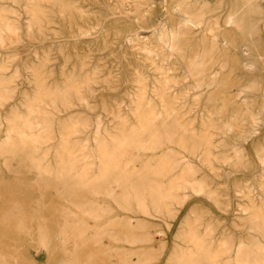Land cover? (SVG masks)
<instances>
[{
	"label": "rangeland",
	"instance_id": "1",
	"mask_svg": "<svg viewBox=\"0 0 264 264\" xmlns=\"http://www.w3.org/2000/svg\"><path fill=\"white\" fill-rule=\"evenodd\" d=\"M47 1L0 0V264H60L65 254L70 264H177L197 240L220 264L256 257L264 250V0ZM186 4L200 11L204 32L182 20ZM37 136L39 152L28 139ZM66 146L77 170L112 197H72L76 185L58 184ZM146 181L154 197L137 206L131 197L127 209ZM195 257L188 263H207Z\"/></svg>",
	"mask_w": 264,
	"mask_h": 264
},
{
	"label": "bare ground",
	"instance_id": "2",
	"mask_svg": "<svg viewBox=\"0 0 264 264\" xmlns=\"http://www.w3.org/2000/svg\"><path fill=\"white\" fill-rule=\"evenodd\" d=\"M49 1V0H48ZM47 1V2H48ZM30 2V1H29ZM95 3V2H94ZM184 3V2H183ZM182 3V4H183ZM31 4V3H30ZM164 4V3H163ZM185 4V3H184ZM79 5V4H78ZM187 5V8H186V10H183V11H185V13H183V14H185V15H183V21H184V23L188 26V28L190 29V30H192L193 32H195V33H201V32H204L207 28L205 27V21H204V19L201 17V15H200V11H198L197 10V8L196 7H190V4L188 5V4H186ZM30 6V5H29ZM110 6V5H109ZM169 6H170V4H169ZM193 6V5H192ZM194 6H196V5H194ZM199 6V5H198ZM180 7H181V2L180 3H176V4H174L173 5V7L172 8H174V10H179L180 9ZM124 8V7H123ZM200 8V7H199ZM181 10H182V8H181ZM180 10V11H181ZM201 10V9H200ZM258 10V9H257ZM180 11H179V13H180ZM256 12V11H255ZM33 13V12H32ZM177 13V12H176ZM10 14V13H9ZM41 14H43V13H41ZM82 14V13H81ZM181 14V13H180ZM38 15V14H37ZM182 15V14H181ZM34 16H36V15H34ZM44 16V15H43ZM82 16V15H81ZM86 16V15H85ZM83 17V16H82ZM93 17V16H92ZM35 18V17H34ZM45 18V17H44ZM85 18V17H84ZM102 18V17H101ZM181 18V17H180ZM87 19V18H86ZM124 19V18H123ZM36 20V19H35ZM80 20V19H79ZM230 20H232V19H230ZM255 21V20H254ZM4 23V22H3ZM115 23V22H114ZM9 24V23H8ZM207 25V24H206ZM257 26V25H256ZM245 27V26H244ZM119 28V27H118ZM188 28H186V29H188ZM258 28V27H257ZM70 31V30H69ZM245 33V32H244ZM252 33V32H251ZM256 33V32H255ZM64 35V34H63ZM252 35V34H251ZM215 38V37H214ZM1 40V39H0ZM77 40V39H76ZM80 40V39H79ZM218 40V39H217ZM220 40V39H219ZM223 40V39H222ZM217 44V43H216ZM166 45V44H165ZM173 48V47H172ZM179 48V47H178ZM204 48V47H203ZM72 49V48H71ZM170 49V48H169ZM205 49V48H204ZM180 50H181V48H180ZM179 50V51H180ZM197 50H198V48H197ZM196 50V51H197ZM201 50V49H200ZM248 49H245V48H242V52L243 53H245L246 51H247ZM195 51V52H196ZM175 52V51H174ZM178 52V51H177ZM177 52H175V53H177ZM200 52V51H199ZM180 53H181V51H180ZM180 53H179V55H180ZM196 53H198V52H196ZM205 53V50L203 51V54ZM92 54V53H91ZM198 55V54H197ZM195 56H196V54H195ZM245 56V55H244ZM194 57V56H193ZM192 59L193 58H191L190 60L192 61ZM197 59H198V57H197ZM85 61V60H84ZM244 63V62H243ZM248 63V62H247ZM193 64V63H192ZM191 64V65H192ZM244 65H246V63L244 64ZM249 65V64H248ZM153 66V65H152ZM193 66H194V64H193ZM251 66V65H250ZM189 67H191V66H189ZM196 67V66H195ZM85 68V67H84ZM187 69V68H186ZM193 69V68H192ZM35 70V69H34ZM186 71V70H185ZM188 71H189V68H188ZM191 71V70H190ZM189 71V73H191ZM203 72V71H202ZM41 73V72H40ZM197 73H199V71L197 72ZM188 74V73H187ZM200 74H201V72H200ZM192 77V76H191ZM204 77V76H203ZM163 78V77H162ZM192 78H194V77H192ZM200 78H202V77H200ZM75 80V79H74ZM197 80V79H196ZM91 81V80H90ZM72 82V81H71ZM195 82V81H194ZM204 83V82H203ZM88 84V83H87ZM111 84V83H110ZM145 84V83H144ZM195 84V83H194ZM214 84V83H213ZM212 84V85H213ZM72 85V84H71ZM77 85V84H76ZM89 85V84H88ZM196 85V84H195ZM211 85V84H210ZM221 85H223V84H221ZM86 86V85H85ZM198 86V85H197ZM201 86H203V84L201 83ZM209 86V85H208ZM214 86H216V84L214 85ZM219 86V85H218ZM218 86H216V87H218ZM81 87V86H80ZM199 87V86H198ZM204 87V86H203ZM114 88V87H113ZM117 88V87H116ZM122 88V87H121ZM200 88V87H199ZM117 90V89H116ZM71 91V90H70ZM215 91H217V90H215ZM245 91V90H244ZM58 93V92H57ZM113 93H114V91H113ZM5 95V94H4ZM40 97V96H39ZM143 97V96H142ZM102 98V97H101ZM166 98V97H165ZM49 100V99H48ZM140 102H141V100H140ZM138 104V103H137ZM246 104V103H245ZM134 105H135V103H134ZM165 107V106H164ZM28 109V108H27ZM149 109V108H148ZM145 110H147V108L145 109ZM143 112V111H142ZM150 112V111H149ZM153 111H152V109H151V113H152ZM148 113V112H147ZM42 115V114H41ZM43 116V115H42ZM112 116V115H111ZM179 117V116H178ZM151 118H152V116H151ZM122 119V118H121ZM144 119V118H143ZM145 119H146V117H145ZM139 120V119H138ZM142 120V119H141ZM158 121V120H157ZM146 122V121H145ZM77 123V122H76ZM141 123H142V121H141ZM154 123V122H153ZM34 124V123H33ZM177 124H179V123H177ZM36 125V124H35ZM146 125H148V124H146ZM33 126V125H32ZM79 126V125H78ZM25 129H27V128H25ZM59 129V128H58ZM31 130V129H30ZM146 130V129H145ZM155 130V129H154ZM182 130V129H181ZM184 130V129H183ZM66 131V130H65ZM176 131V130H175ZM185 131V130H184ZM50 132V131H49ZM117 132H119V131H117ZM188 132V131H187ZM187 132H185V133H187ZM18 133V132H17ZM16 133V134H17ZM21 133H23V132H21ZM34 133H36L35 131H34ZM67 133V132H66ZM25 134V133H24ZM37 134V133H36ZM75 134V133H74ZM120 134H122V133H120ZM27 135V134H26ZM38 135V134H37ZM62 136V135H61ZM71 136V135H70ZM138 136V135H137ZM193 136V135H192ZM38 137V136H37ZM40 137V136H39ZM39 137L38 138H35V137H33V138H28V139H30V143L32 144V146H33V148L35 147L36 149H37V151L39 152L40 150L38 149V148H41V141L39 140ZM45 137V136H44ZM49 137V136H48ZM59 137V136H58ZM41 138H42V135H41ZM60 138V137H59ZM100 138V137H99ZM157 138V137H156ZM195 138V137H194ZM52 139V138H51ZM70 139H72V138H70ZM119 139V138H118ZM50 140V139H49ZM160 140V139H159ZM197 140H198V138H197ZM26 141V140H25ZM205 141H206V139H205ZM20 142V141H19ZM22 142V141H21ZM28 142V141H27ZM46 142H47V140H46ZM55 142V141H54ZM53 142V143H54ZM126 142V140H124V143ZM138 142V141H137ZM134 143V142H133ZM204 143H206V142H204ZM51 144V142L49 143V145ZM144 144V143H143ZM155 144V143H154ZM152 145V144H151ZM159 145V144H158ZM45 146V145H44ZM64 146V145H63ZM125 146H126V144H125ZM129 146L130 147H133L132 146V144L131 143H127V146L125 147L126 148V153L128 152V151H132V149L130 148L129 149ZM135 147V146H134ZM142 147V146H141ZM154 147V146H153ZM195 147V146H194ZM53 148V147H52ZM63 148V147H62ZM149 148V147H148ZM192 148H193V146H192ZM147 149V148H146ZM152 149V148H151ZM82 150V149H81ZM194 150V149H193ZM83 151V150H82ZM103 152V151H102ZM137 152V151H136ZM146 152V151H145ZM59 153H60V155H61V161H60V163L58 164V169H57V171H56V176H55V180L57 181V182H59L58 184L60 185V184H63V188H67V187H71V185L73 184V185H76V186H73V187H75L74 189H75V191L74 192H72L71 193V195H72V197H73V194H76V195H78V192L79 191H81V190H83V191H85V190H87V192H89L90 194H98V193H103V194H105V195H108V194H110V193H107L106 191L107 190H105V188H106V183H104V182H102V184H99V182H98V184L99 185H97V186H95V184L93 185V179H92V176L87 172V171H80V170H77L78 169V167L80 166L79 164H77V163H75L74 162V160L72 159L73 158V155H74V152H73V150H71V149H68V147L66 146V148H64V149H62V150H60L59 151ZM56 154H58V153H56ZM100 154V153H99ZM134 154V153H133ZM122 155V154H121ZM125 155V154H124ZM123 155V156H124ZM128 155H129V153H128ZM135 155V154H134ZM137 155V154H136ZM27 156H28V154H27ZM44 156V155H43ZM116 156H118V155H116ZM138 156V155H137ZM137 156H136V158L135 159H137ZM42 157V156H41ZM120 157H122V156H120ZM125 157V156H124ZM126 157H127V155H126ZM17 158V157H16ZM49 158V157H48ZM107 158V157H106ZM115 158V157H114ZM82 159V158H81ZM120 159V158H119ZM131 159V158H130ZM56 160V159H55ZM111 160H113V159H111ZM133 160V159H132ZM20 161V160H19ZM80 161V160H79ZM116 161V160H115ZM102 162V161H101ZM119 162V161H118ZM152 162V161H151ZM5 163H6V161H5ZM10 163V162H9ZM144 163V162H143ZM28 164V163H27ZM82 164V163H81ZM139 164V163H138ZM31 165V164H30ZM57 165V164H56ZM132 165V164H131ZM137 165V164H136ZM27 166V165H26ZM106 166V165H105ZM85 167V166H84ZM107 167V166H106ZM121 167H122V165H121ZM134 167V166H133ZM163 167V166H162ZM120 168V167H119ZM156 168V167H155ZM115 169V168H114ZM48 170V169H47ZM107 171H108V168L106 169ZM154 170V169H153ZM145 172H146V170H144ZM151 173V172H150ZM165 173V172H164ZM50 174H53V172L52 173H50ZM167 174H168V172H167ZM169 174H170V171H169ZM48 175V174H47ZM151 175H152V173H151ZM36 176V175H35ZM49 176H51V175H49ZM141 176V175H140ZM144 176H146V175H144ZM143 176V177H144ZM159 177V176H158ZM53 178V177H52ZM150 178V177H149ZM161 178H162V176H161ZM165 178V177H164ZM183 178V177H182ZM186 178V177H185ZM51 179V178H50ZM153 179H155V177L153 178ZM102 180V179H101ZM143 180V179H142ZM152 180V179H151ZM40 181H42V180H40ZM40 181H39V183H40ZM149 181V180H148ZM183 181V180H182ZM47 183H49V182H47ZM51 183V182H50ZM143 183H145V182H143ZM150 183V182H149ZM154 183V182H153ZM169 183V182H168ZM176 183V182H175ZM183 183V182H182ZM185 183V182H184ZM41 184V183H40ZM54 184V183H53ZM109 184V183H108ZM130 184V183H129ZM151 184V183H150ZM150 184L148 185L147 184V181H146V185H144L143 186V189H142V191L141 192H134V193H132V194H128V196H127V198H126V202L125 203H127V209H133L135 206L130 202L131 201V197L133 198V199H135L136 200V202L137 203H135L136 204V206L137 205H140V203H143L142 202V200H148V198H153L154 197V195H155V189H154V187L153 186H150ZM39 185V184H38ZM153 185V184H152ZM57 186V185H56ZM159 186V185H158ZM169 186V185H168ZM179 186V185H178ZM47 187H50L49 185L47 186ZM51 187H53V186H51ZM50 187V188H51ZM62 187V186H61ZM172 187V186H171ZM175 187V186H174ZM49 188V189H50ZM60 188V187H59ZM72 188V187H71ZM102 188V190L100 191V189ZM129 188V187H128ZM140 188V187H139ZM179 188V187H178ZM68 189V188H67ZM108 189V188H107ZM133 189V188H132ZM135 189V188H134ZM157 189H158V187H157ZM167 189V188H166ZM72 190V189H71ZM23 191V190H22ZM121 191V190H120ZM120 191H118L117 193L120 195ZM125 191V190H124ZM137 191V190H136ZM166 191V190H165ZM18 192H20V191H18ZM24 192V191H23ZM46 192V191H45ZM49 192V191H48ZM59 192H60V190H59ZM69 192H70V190H69ZM114 192V191H113ZM62 193V192H61ZM60 193V194H61ZM65 193V192H64ZM123 193V192H122ZM121 193V194H122ZM157 193V192H156ZM161 193V192H160ZM20 194V193H19ZM115 194V193H114ZM165 194V193H164ZM62 195V194H61ZM158 195V194H157ZM52 196V195H51ZM58 196V195H57ZM91 196V195H90ZM109 196V195H108ZM110 196H111V194H110ZM112 197V196H111ZM111 197H109L110 199H112ZM115 197V196H114ZM121 197V196H120ZM77 198V197H76ZM107 198V197H106ZM116 198V197H115ZM162 198V197H161ZM78 199V198H77ZM120 199V198H119ZM73 201V200H72ZM120 201V200H119ZM107 202V201H106ZM109 202V201H108ZM111 202V201H110ZM135 202V201H134ZM154 202V201H153ZM164 202V201H163ZM170 202V201H169ZM146 203V202H145ZM165 203V202H164ZM163 203V204H164ZM144 204V203H143ZM155 204V203H154ZM160 204V203H159ZM163 204H162V206H163ZM110 205V204H109ZM112 205V204H111ZM122 205H124L123 203H122ZM122 205H120L122 208H123V206ZM126 205V204H125ZM173 205V204H172ZM146 206V205H145ZM158 206V205H157ZM63 207V206H62ZM80 207H82V206H80ZM84 207V206H83ZM82 207V208H83ZM113 207V206H112ZM143 207V206H142ZM168 207V206H167ZM172 207V206H171ZM170 207V208H171ZM57 208H59V207H57ZM66 208V207H65ZM77 208H79V206L77 207ZM96 208V207H95ZM116 208V207H115ZM136 208H138V207H136ZM114 209V208H113ZM119 209H121V208H119ZM138 209H140V208H138ZM142 209V208H141ZM162 209V208H161ZM164 209V208H163ZM166 209H168V210H170L169 208H166ZM165 209V210H166ZM57 210H59V209H57ZM83 210V212L85 211V209H82ZM105 210V209H104ZM115 210V209H114ZM122 210V209H121ZM144 210V209H143ZM142 210V211H143ZM148 210V209H147ZM91 211V210H90ZM99 211H101V210H99ZM156 211V210H155ZM60 212H61V210H60ZM60 212H58V213H55L56 215H59V213ZM76 212V211H75ZM81 212V211H80ZM86 212V211H85ZM146 212V211H145ZM71 213V212H70ZM88 215H91V213L90 212H86ZM85 213V214H86ZM116 213H117V210H116ZM139 213H141V212H139ZM61 214V213H60ZM83 215H84V213H82ZM118 214V213H117ZM99 215V214H98ZM108 215H110L109 213H108ZM144 215V214H143ZM147 215H149V214H147ZM62 216V215H61ZM72 216V215H71ZM68 217V216H67ZM90 217H92V216H90ZM93 218V217H92ZM101 218V217H100ZM108 219V218H107ZM67 221V223H68V220H66ZM109 221V220H108ZM113 221V220H112ZM119 222V221H118ZM127 223V222H126ZM129 223V222H128ZM142 223V222H141ZM262 223V222H261ZM61 224V223H60ZM82 224V223H81ZM100 224V223H99ZM99 224H96V225H99ZM103 224V223H102ZM105 224V223H104ZM189 224V223H188ZM101 225V224H100ZM108 225V224H107ZM129 225V224H128ZM130 226V225H129ZM144 226V225H143ZM64 227H65V225L64 224H61L60 225V229H59V233H58V236L59 237H61V242H62V244H63V246H64V248H65V245H66V242L68 241V238H65L64 237V233H65V231H64ZM82 227H84V226H82ZM82 227H79L78 226V228H82ZM109 227V226H108ZM188 227V226H187ZM193 227V226H192ZM258 227V226H257ZM117 228H119V227H117ZM88 229H89V227H88ZM112 229V228H111ZM143 229V228H142ZM150 229V228H149ZM189 229V228H188ZM96 230H98V228H96ZM104 230H105V228H104ZM109 230H110V227H109ZM145 230V229H144ZM70 231V230H69ZM68 231V232H69ZM78 231V230H77ZM91 231H92V229H91ZM38 232L40 233V236H41V238H42V241H43V243H44V245H46L47 244V241H48V243H49V241L50 240H48V235L46 234V233H43L44 231H42L40 228H38L37 229V231H36V233H37V237H38ZM79 233H77V236H78V238H79V240H81L82 241V239H83V237H84V235H85V232H83L82 230H80V231H78ZM93 233H94V231H92ZM96 232V231H95ZM102 232V231H101ZM118 232V231H117ZM132 232V231H131ZM194 232H195V229H194ZM87 233V232H86ZM97 233H99V232H97ZM105 233V232H104ZM127 233V232H126ZM129 233V232H128ZM43 236H42V235ZM111 234H112V231H111ZM114 234V233H113ZM125 234V233H124ZM124 234H123V236H124ZM134 234V233H133ZM145 234V233H144ZM193 234H195V233H193ZM193 234H192V236H193ZM92 235V234H91ZM117 235V234H116ZM127 235V234H126ZM135 235V234H134ZM113 236V235H112ZM119 236H120V233H119ZM118 236V237H119ZM128 236H130V234L128 235ZM131 236H132V234H131ZM63 237V238H62ZM91 237V236H90ZM102 237V236H101ZM195 237V236H194ZM197 237V236H196ZM201 237V236H200ZM85 238V237H84ZM111 238V237H110ZM126 238V237H125ZM131 238H133V237H131ZM134 238H135V236H134ZM149 238V237H148ZM182 238H183V236H182ZM188 238V237H187ZM119 239V238H118ZM127 239L129 240V238L127 237ZM137 240H138V238H136ZM140 239V238H139ZM190 239H192V237L190 238ZM195 239V238H194ZM198 239V238H197ZM97 240V239H96ZM188 240V239H187ZM72 241V240H71ZM124 241V240H123ZM132 241H133V239H132ZM146 241H147V239H146ZM195 241V240H194ZM205 241V240H204ZM75 242V241H74ZM127 242V241H126ZM130 243H131V241H129ZM141 242V241H140ZM140 242H138V243H140ZM142 242H144V241H142ZM193 242V241H192ZM191 242V243H192ZM133 243V242H132ZM134 243H136V242H134ZM133 243V244H134ZM145 244H146V242H144ZM188 243V242H187ZM200 242H198V240L197 241H195V246L194 247H196V249H197V251L194 253V252H187L188 254H185L183 257H181L182 258V262H180V261H178L177 262V264H189L188 262H190L189 261V259L190 258H194L195 257V255L196 256H201V257H203V259H206L207 260V263L206 264H220V262H218L219 260H222V259H219L218 260V258H219V256L216 254V253H211L210 252V250L208 249H204L200 244H199ZM149 244V243H148ZM187 245V244H186ZM203 245V244H202ZM144 246V245H143ZM193 246V245H192ZM211 247V246H210ZM142 248V247H141ZM65 249H67V248H65ZM69 249V248H68ZM214 249V248H213ZM175 250V249H174ZM186 250V249H185ZM193 250V249H192ZM194 251V250H193ZM218 251V250H217ZM69 252V251H68ZM258 252H259V254L258 255H256V257L254 256V258L252 257V258H250V256L249 257H244V258H242V259H239V264H264V250L262 251V249H258ZM138 253H140V252H138ZM146 253V252H145ZM223 253V252H222ZM64 254V253H63ZM152 254V253H151ZM183 254H184V252H183ZM239 254H240V252H239ZM248 254V253H247ZM148 255V254H147ZM177 255V254H176ZM118 256V255H117ZM180 256H182V255H180ZM180 256L178 257V258H180ZM223 256V255H222ZM246 256V255H245ZM176 257V256H175ZM243 257V256H242ZM130 258V257H129ZM149 258H150V256H149ZM153 257H151L150 259H152ZM196 258V257H195ZM194 258V260H196ZM198 258V257H197ZM237 258V257H236ZM1 259V258H0ZM147 259H148V257H147ZM199 259V258H198ZM3 261H7L8 259H6L5 257H3V259H2ZM66 254L62 257L61 256V258H60V260L59 261H61L60 262V264H70V259L68 258L66 261ZM143 260H145L146 261V258H143ZM149 260V259H148ZM179 260V259H178ZM190 260H193V259H190ZM200 260V259H199ZM15 261L16 262H21V259H19V258H15ZM14 261V262H15ZM129 261V260H128ZM173 261V260H172ZM131 262V261H130ZM140 262H143V261H140ZM184 262V263H183ZM195 262V261H194ZM201 262H202V260H201ZM228 262V261H227ZM229 262H231V261H229ZM59 263V262H58ZM74 263V262H73ZM191 263V262H190ZM233 264H234V262H232ZM75 264H78V263H76L75 262ZM195 264V263H194ZM199 264H202V263H199ZM226 264V263H225Z\"/></svg>",
	"mask_w": 264,
	"mask_h": 264
}]
</instances>
